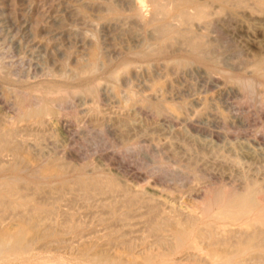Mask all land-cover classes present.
Listing matches in <instances>:
<instances>
[{"label": "rangeland", "instance_id": "rangeland-1", "mask_svg": "<svg viewBox=\"0 0 264 264\" xmlns=\"http://www.w3.org/2000/svg\"><path fill=\"white\" fill-rule=\"evenodd\" d=\"M158 1L170 16H160L152 0H0V128L8 131L13 143L9 146L19 149L17 154L9 146L0 150V182L19 183L15 187L20 194L55 213L51 221L40 223L42 238L31 250L36 257L25 264L51 257L62 264L82 262L83 249L89 254L126 257L125 246L106 233L113 223L115 232L131 242L137 260L150 253L157 260L206 264L199 254L192 255L187 243L170 251L171 231L163 228L148 234L147 223L159 215H172L174 209L179 218L191 211L198 217L197 225L205 220L206 224L215 220L211 214L221 208L216 201L219 194H241L252 185L258 188V203L264 205V67L255 69V60L264 55V4L257 0L236 7L215 0L182 2L189 14L197 8L208 11L206 17L185 23L175 14L171 0ZM182 29L196 37L202 34V40L210 42L207 49L196 52L183 44L176 34ZM169 35L174 37L168 39ZM92 46L97 47L98 63L88 71ZM207 52L211 57H205ZM157 83H162L161 90ZM136 98H141L140 103ZM43 105L49 109L40 117L26 115ZM19 154L21 159L15 157ZM85 178L112 180L114 189L107 190L109 196L106 191L97 192L99 197L95 192L87 194L89 199L75 182ZM124 189L131 195L138 193L133 194L139 200L134 204L135 197L132 206L121 202ZM57 192L62 195L57 197ZM105 199L115 202L112 215L99 206H107ZM122 209L128 211L123 215L129 222L120 217ZM6 212L0 227L13 229L17 218ZM64 214L72 216L66 215L76 228L63 229ZM240 221L229 227H238ZM113 226L109 229L114 231ZM74 233L84 234L82 240ZM157 234L164 236L163 243H157ZM52 260L46 263L53 264Z\"/></svg>", "mask_w": 264, "mask_h": 264}, {"label": "bare ground", "instance_id": "bare-ground-1", "mask_svg": "<svg viewBox=\"0 0 264 264\" xmlns=\"http://www.w3.org/2000/svg\"><path fill=\"white\" fill-rule=\"evenodd\" d=\"M135 2L137 1V0H134ZM165 1V0H164ZM167 1V0H166ZM173 3H174V5H175V14H177L178 16H179V18L183 21V22H185V23H188L189 21H191V20H193L194 19V21H196L195 19H202V18H204V17H206L207 16V14L206 13H208V11L205 13V9H199V8H197V10H196V12L193 14V13H191V14H189L188 12L189 11H187L185 8H183V5H184V3H191L192 2V0H171ZM215 1H217V2H219L220 4H222V5H231V4H233V5H235V7L237 6V5H240V4H244L245 2H246V0H215ZM254 1V0H253ZM132 2V4H133V1H131ZM152 2L154 3V5L156 6L155 8H156V10L158 11V13H161V15L160 16H162V14H164V15H168V13H169V11H167V7L164 5V4H162L161 5V3H159V2H161V1H158V0H152ZM162 2H163V0H162ZM167 2H169V1H167ZM182 2H184L183 4H182ZM210 2H213V1H210ZM257 2H261V4H264L263 2H264V0H257V1H255V3H257ZM137 3V2H136ZM170 3V2H169ZM172 3V4H173ZM192 3H194V1L192 2ZM216 3V2H215ZM152 4V3H151ZM196 4V3H195ZM260 4V3H259ZM142 5V4H141ZM165 7H164V6ZM173 5V6H174ZM198 5V4H197ZM197 5H196V7H197ZM216 5V4H215ZM195 6V5H194ZM204 6H205V4H204ZM240 6H243V5H240ZM136 9L138 10V11H140L141 10V6H139V5H137L136 4ZM141 7V8H140ZM184 7H185V5H184ZM200 7V6H199ZM169 8L170 7H168V10H169ZM172 8V7H171ZM194 8V7H193ZM204 8V7H203ZM207 8V7H206ZM220 8V7H219ZM230 8V7H229ZM191 9V8H190ZM217 9V8H216ZM220 9H222V8H220ZM234 9V8H233ZM110 10H112V9H110ZM187 12H186V11ZM211 10V9H210ZM227 10V9H226ZM112 11H114V10H112ZM133 11V10H132ZM137 11V12H138ZM171 11V10H170ZM194 11V10H193ZM218 11H219V9H218ZM220 11H222V10H220ZM230 11V10H229ZM135 12H136V10H135ZM217 12V11H216ZM84 13H86V12H84ZM141 13V12H140ZM143 13H141V15H139V17L140 16H143L142 15ZM170 14H172V13H169V16H170ZM205 14H206V16H205ZM214 14V13H213ZM87 16H88V14H86ZM163 15V16H164ZM174 15V14H173ZM172 15V16H173ZM137 16V15H136ZM138 17V16H137ZM138 17V18H139ZM165 17V16H164ZM84 18V17H83ZM143 18V17H142ZM161 18V17H160ZM159 18V19H160ZM169 18V17H168ZM178 18V17H177ZM113 19V18H112ZM141 19V18H140ZM158 19V18H157ZM107 20V19H106ZM139 20V19H138ZM142 20V19H141ZM167 20V19H166ZM198 20H197V22H198ZM181 21V22H182ZM210 21V20H209ZM138 22V21H137ZM142 22V21H141ZM160 24H162V23H160ZM183 24V23H182ZM198 24V23H197ZM190 25V24H189ZM189 25L187 26V28H189ZM196 25V24H195ZM158 26H160V25H158ZM163 26V25H162ZM166 26V25H165ZM186 26V25H185ZM192 27V26H191ZM162 28V27H161ZM164 28V27H163ZM167 28V27H166ZM165 28V29H166ZM165 29H163V31L162 32H164V30ZM128 30V29H127ZM167 30V29H166ZM174 30V29H173ZM189 30H191V29H189ZM188 30V31H189ZM168 31H170L169 29H168ZM167 31V32H168ZM128 32V31H127ZM161 32V31H160ZM166 32V31H165ZM131 34V33H130ZM170 34V33H169ZM176 34H178L180 37L178 38V39H180V40H182V41H184V43L183 44H186L187 45V47H189L192 51H196V52H198L199 50L200 51H202L204 48H206L207 49V47L205 46L206 45V42H207V40H202V38H201V36H202V34H201V36L199 37H196L195 36V34L194 35H192L191 34V31L190 32H187V31H183V29H182V31L180 30V32H176ZM166 35V34H165ZM165 35H164V37H165ZM173 35V34H172ZM170 36L169 35V37H168V39L170 38V37H174V36ZM196 35H197V33H196ZM199 35V34H198ZM128 36H130L129 34H128ZM167 36V35H166ZM162 37H163V35H162ZM176 37V36H175ZM204 37V36H203ZM85 38V37H84ZM129 39V38H128ZM149 39V38H148ZM164 39V38H163ZM171 39H173V38H171ZM207 39V38H206ZM135 40V39H134ZM150 40V39H149ZM165 40V39H164ZM175 41H177V39L175 40ZM210 41V40H209ZM165 42V41H164ZM93 43V42H92ZM174 43V42H173ZM179 43V42H178ZM207 43H210V42H207ZM94 44V43H93ZM175 44V43H174ZM97 46V45H96ZM95 46V48H94V46H92L93 47V49L92 50H94V49H96L97 47ZM183 47V46H182ZM212 47H214L213 46V44H212V46H211V48ZM186 48V47H185ZM146 49V48H145ZM209 49H210V47H209ZM213 49V48H212ZM215 49H216V47H215ZM91 49H89V53L92 51H90ZM97 50V49H96ZM147 50V49H146ZM145 50V51H146ZM152 50V49H151ZM182 50V49H181ZM188 50V49H187ZM98 51V50H97ZM148 52H149V50H147ZM94 52H96L95 50L94 51H92L91 53H90V58H89V56H88V61L86 60V62L88 63L87 65V67L86 68H88V71H89V69L90 70H92L94 67H95V64H97L98 62H96V58L97 57H95L96 55V53H98V52H96V53H94ZM139 52H141V50L139 51ZM190 52V51H189ZM195 52V53H196ZM204 52V51H203ZM208 52H210L211 53V51H208ZM207 52V53H208ZM143 53H144V51H143ZM210 53H208V55H206L205 57L206 58H208V57H211L212 56V53H211V56H209L210 55ZM99 54V53H98ZM98 54H97V56H98ZM135 54H138V52H136L135 51ZM141 54V53H140ZM140 54H138V55H140ZM144 54H147V53H144ZM151 54V53H150ZM156 54H158V53H156ZM199 54V53H198ZM200 54H202L201 52H200ZM204 54H205V52H204ZM89 55V54H88ZM193 55H196V54H193ZM142 56V55H141ZM149 56V55H148ZM201 56H203V55H201ZM208 56V57H207ZM103 57V56H102ZM216 57V56H215ZM98 58H99V56H98ZM210 59H214V58H210ZM209 59V60H210ZM256 59V58H255ZM182 60V59H181ZM211 60V61H212ZM256 62H255V69L256 70H258L259 68H262V67H264V55H263V57H259L258 59H256L255 60ZM81 62V61H80ZM169 62V61H168ZM167 62V63H168ZM177 63V62H176ZM213 63V62H212ZM85 64V63H84ZM83 64V65H84ZM178 64V63H177ZM82 65V64H81ZM80 65V66H81ZM125 65H128V64H125ZM132 65V64H131ZM144 65V64H143ZM213 65V64H212ZM84 66H86V65H84ZM97 66V65H96ZM82 67V66H81ZM80 67V68H81ZM123 68V67H122ZM138 68V67H137ZM120 69V68H119ZM78 70V69H77ZM81 70V69H80ZM83 70H85V69H83ZM113 70H115V69H113ZM203 70V69H202ZM86 71V70H85ZM126 71V70H125ZM77 72V71H76ZM83 72V71H82ZM94 72V71H93ZM116 72V71H115ZM114 71L112 72L113 74L115 73ZM120 72V71H119ZM119 72H116V73H118L119 74ZM63 73V72H62ZM61 73V74H62ZM79 73H80V71H79ZM115 73V74H116ZM123 73V72H122ZM263 73H264V71H263ZM112 74V75H113ZM117 74V75H118ZM110 75H111V73H110ZM115 77V76H114ZM114 77H112V78H114ZM119 77V76H118ZM264 77V76H263ZM109 78L111 79V77L109 76ZM113 79H111V81H112ZM115 80V79H114ZM80 82V81H79ZM156 82V81H155ZM152 83H154V81H152ZM151 83V84H152ZM159 83V82H158ZM158 83H157V85H158ZM48 84V83H47ZM97 84V83H96ZM161 85H162V83H160ZM160 84L158 85V86H160ZM152 85H154V84H152ZM156 85V84H155ZM156 85V86H157ZM47 86V85H46ZM164 86V85H163ZM89 88L91 87V85L90 86H88ZM148 87V86H147ZM151 87V86H150ZM48 88V87H47ZM157 88V87H156ZM160 88V90H161V86L159 87ZM91 89V88H90ZM148 89H149V87H148ZM150 89H152V88H150ZM158 89V88H157ZM156 90V89H155ZM159 90V91H160ZM88 91H89V89H88ZM90 91H93L92 89L90 90ZM147 91V90H146ZM130 92V91H129ZM156 92H158V91H156ZM155 92V93H156ZM10 93V92H9ZM150 93H152L151 91H150ZM131 94V93H130ZM157 94V93H156ZM13 95V94H12ZM132 95V96H131ZM131 95H129L130 97V99H131V97H133V95L134 94H131ZM142 95V94H141ZM152 95V94H151ZM160 95V94H159ZM45 96V95H44ZM13 97V96H12ZM136 97V96H135ZM149 97V96H148ZM148 97H146V99L148 98ZM135 99V98H134ZM125 100V99H124ZM136 100H137V98H136ZM142 100L143 101H145L146 102V100H144L143 98H142ZM41 101V100H40ZM137 101H139V103H140V101H141V98H139V100H137ZM123 102H125V101H123ZM131 102H132V100H131ZM40 103V102H39ZM129 103V102H128ZM134 103V102H133ZM133 103H131V104H133ZM136 103V102H135ZM143 103V102H142ZM147 103V102H146ZM145 103V104H146ZM44 104V103H43ZM45 104H46V102H45ZM48 105V104H47ZM155 105V104H154ZM165 105V104H164ZM130 106V105H129ZM149 106H150V103H149ZM40 107V106H39ZM43 108L41 109V108H37V107H35V108H37V109H35L34 108V110H29V111H25L26 112V115H31V116H39V115H43V113L44 112H46V111H48V107H45L44 105L42 106ZM152 107V106H151ZM155 107V106H154ZM175 107V106H174ZM156 108H158V109H161L160 107H156ZM155 108V109H156ZM167 108H168V105H167ZM166 108V109H167ZM157 109V110H158ZM172 109H173V107H169V110L170 111H172ZM90 110V109H89ZM173 110H175V108L173 109ZM159 111V110H158ZM168 111V110H167ZM169 112V111H168ZM176 112L177 111H175V115H177L176 114ZM21 113V112H20ZM156 113V112H155ZM170 113V112H169ZM172 113H174V111L172 112ZM178 113V112H177ZM25 115V116H26ZM98 115V114H97ZM174 115V114H173ZM22 116V115H21ZM24 117V116H23ZM40 117V116H39ZM38 117V118H39ZM103 117V116H102ZM42 118V117H41ZM44 118V117H43ZM39 120H40V118H39ZM38 120V121H39ZM37 121V122H38ZM34 122H35V120H34ZM42 123V122H41ZM3 127V126H2ZM2 127L0 128V150L1 149H3V151L5 150V148H7V146H9V143H10V141H12V140H10V138H9V134H8V131L7 130H5L4 128L2 129ZM11 130V129H10ZM12 133V132H11ZM14 142V141H13ZM12 143V142H11ZM10 143V144H11ZM13 144V143H12ZM20 146V145H19ZM9 148H10V150H11V148L14 150V152H16V151H19V149L17 148V146L16 145H13L12 147L11 146H9ZM18 149V150H17ZM8 150V149H7ZM9 150V151H10ZM22 151V150H21ZM11 152V151H10ZM18 153H20V152H18ZM15 154H17V152L15 153ZM14 155V154H13ZM20 156V154L17 156H15L16 158L17 157H19ZM23 156V155H22ZM24 157H25V155H24ZM20 158V157H19ZM21 159V158H20ZM19 159V160H20ZM26 159V158H25ZM16 160V159H15ZM18 160V159H17ZM16 160V161H17ZM22 160H23V158H22ZM29 160V159H28ZM26 161V160H25ZM51 161H53V160H51ZM22 163H25V162H23L22 161ZM50 163V162H49ZM54 163V162H53ZM15 164V163H14ZM17 164V163H16ZM55 165H56V162H55ZM58 165V164H57ZM1 166V165H0ZM50 166V165H49ZM59 166V165H58ZM60 166H62V165H60ZM59 166V167H60ZM16 167V166H15ZM26 167V166H25ZM47 167V166H46ZM51 167H53V169H54V165L52 164L51 165ZM59 167H58V169H59ZM63 167V166H62ZM62 167H60V168H62ZM3 168V167H2ZM13 168V167H12ZM11 168V169H12ZM15 169V168H14ZM18 169V168H17ZM52 169V168H51ZM55 169H57V167L55 166ZM54 169V170H55ZM65 169V168H64ZM0 170H2V169H0ZM13 170V169H12ZM20 170V169H19ZM18 170V171H19ZM50 170V169H49ZM17 171V170H16ZM51 171H53V170H51ZM57 170H55V172H56ZM54 172V171H53ZM59 172V171H58ZM41 173V172H40ZM46 173V172H45ZM47 174V173H46ZM51 174H52V172H51ZM61 174H62V172H61ZM14 175V174H13ZM48 175V174H47ZM50 175V174H49ZM58 176H59V174H57ZM52 175H50V177H51ZM86 176V175H85ZM84 176V177H85ZM10 177H13L12 175H10ZM78 177V176H77ZM90 177V176H89ZM92 177V176H91ZM16 175H15V180H16ZM108 178V177H107ZM106 178V179H107ZM18 179V178H17ZM22 179V178H21ZM112 179V178H111ZM26 180V179H25ZM61 180H63V179H61ZM77 181H75L76 182V186L78 187V188H80V190H83L84 191V193H86L85 195L88 197L90 194H92V193H94V194H96L97 192H102V191H106V193H107V190H109L110 192H112V189H114V184H113V182H112V180H106V182H105V180H104V182L102 181V180H100V178L99 179H94V178H90V179H84V180H80V179H76ZM13 181V180H12ZM12 181H1L0 182V211H1V214H0V224L2 223V221H4V217L2 216V214L4 215V213H5V211H7L9 214L10 213H13V214H11L12 216H16V218H17V220H16V227L15 228H13V229H8L7 227H4V226H2V227H0V264H14L15 262H20V263H18V264H23L24 262L25 263H27V261L29 262L30 260H32V258L33 257H36L33 253H31V250H32V245H33V243L34 242H37V240H39V239H41L42 238V235L40 234V232L38 231V227L40 226V223L42 222V221H45L46 222V220H50L51 221V219H52V214L54 215L55 213H53L54 211L53 210H51L50 208V210L49 209H47V208H44L43 206H41L40 205V203H38L36 200H34V199H32V198H29V197H27L26 195H24V194H20L19 192H20V189L19 188H17L18 190H19V192H18V190L16 189V185H18L19 183V181L18 182H16V183H18V184H14ZM67 181V180H66ZM71 181H72V179H71ZM71 181H69V183L68 184H70L71 185ZM29 182V181H28ZM64 182V181H63ZM66 184V183H65ZM74 184V183H73ZM72 184V185H73ZM116 184V183H115ZM67 185V184H66ZM70 185H69V187H70ZM256 185V184H255ZM68 186V185H67ZM75 185L74 186H72V187H76ZM18 187H19V185H18ZM21 187H23L24 188V185L22 186L21 185ZM20 187V188H21ZM61 187V186H60ZM119 187H121V186H119ZM54 188V187H53ZM62 188H63V186H62ZM68 188V187H67ZM66 188V189H67ZM72 189V188H71ZM77 189V188H76ZM122 189H123V187H122ZM57 190V189H56ZM59 190V189H58ZM70 190V189H69ZM79 190V193L81 194V191ZM127 190V189H126ZM125 189L123 190V192H125L126 191ZM22 191V190H21ZM36 191H38V190H36ZM55 191V190H54ZM62 191H64V190H62ZM78 191V190H77ZM82 191V192H83ZM128 191V190H127ZM125 192V194H123L125 197L123 198V200L121 201V202H123V205L125 206V207H129V205H131V203L134 201V199H135V197L136 196H134V195H138V193H136V192H134L132 195H131V193L130 194H128V192ZM23 192H25V190L23 191ZM22 192V193H23ZM43 192V191H42ZM53 192V191H52ZM109 192V193H110ZM119 192V191H118ZM258 192V188L256 187V186H254V185H252V186H249V187H246V189H245V191H244V193H241V194H232V195H229V196H226V195H222L221 196V194H219L218 195V198L216 197V201H217V199H218V202H219V205L221 206V208L219 209L218 207V210L216 211V212H214L213 214H211V213H209V214H211V217H213V218H211L212 220L213 219H215V220H213V221H209V222H211V223H206V224H204L205 223V221H204V223H203V221H201L200 223H203V224H199V225H197V218L198 217H196L191 211H189V212H185V214L184 213H182L183 215H185L183 218L181 217V218H179V217H177L176 216V213L174 214V212H175V210L173 209V214L171 215V214H164V215H159V214H156V215H159L157 218L156 217H153V218H156V220L154 221H152L151 220V222L149 221V223H147V224H149V226H148V228H149V231H147L148 230V228H146V233H148L149 234V232H157V231H159L160 229H169L170 231H171V236H173V237H171V238H173V244L171 243V247H170V251H176L177 250V248L178 247H180V245H182V244H185V243H187V245H188V248L190 249V252L192 253V255H196V254H199L198 256L202 259H204V263H205V261H206V264H230L231 262H233V260L235 261V263L236 264H264V252H261V249L263 250V248H264V205L263 204H260V203H258V200L256 199V193ZM63 193V192H62ZM99 193H97L98 194V197H99ZM105 193V194H106ZM33 194V193H32ZM57 194H58V192H57ZM87 194H89V195H87ZM103 194H104V192H103ZM108 194V193H107ZM106 194V195H107ZM111 194V193H110ZM110 194H108V196L110 195ZM113 194V193H112ZM116 193H114V195H115ZM118 194V193H117ZM31 195V194H30ZM38 195V194H37ZM41 195H42V193H41ZM56 195V194H55ZM59 195H62V194H58V195H56L57 197L59 196ZM81 195H83V193L81 194ZM80 195V196H81ZM122 195V196H123ZM216 195V194H215ZM55 196V197H56ZM86 196H85V198H86ZM92 196V195H91ZM112 196V195H111ZM110 196V197H111ZM217 196V195H216ZM224 196H226V197H224ZM38 197V196H37ZM63 197V196H62ZM62 197H61V199H62ZM84 197V196H83ZM101 197H102V195H101ZM103 197H104V195H103ZM121 197V196H120ZM138 197V196H137ZM136 197V198H137ZM141 197V196H140ZM139 197V198H140ZM40 198H41V196H40ZM72 198V197H71ZM81 198H82V196H81ZM85 198H83L84 200H86ZM94 198V197H93ZM109 198V197H108ZM107 198V199H108ZM45 199V198H44ZM44 199H42V200H44ZM57 199V198H56ZM89 199H90V196H89ZM100 199V198H99ZM107 199H105V201L107 200ZM110 199V198H109ZM112 199V198H111ZM155 199H157L158 200V198H155ZM154 199V201H156ZM114 200H115V197H114ZM120 200L121 199H118L117 200V203H116V205L118 204V201L120 202ZM139 199L137 198V200H135V202H133L134 204L136 203V201H138ZM150 200V199H149ZM54 201V200H53ZM91 201V200H90ZM40 202H42V201H40ZM71 202V201H70ZM103 202V201H102ZM102 202H100L99 204H101ZM107 202V204L105 203V202H103V203H105L107 206H105L103 203V205L104 206H101V205H99L100 207H107L106 208V210H107V212L109 211V213H111V215H112V212H113V210L115 209L114 208V203H112L113 202V200L111 201V203L110 202H108V201H106ZM158 202V201H157ZM156 202V205L157 204H159V203H157ZM165 202V201H164ZM217 202V203H218ZM109 203V204H108ZM133 203H132V205H133ZM143 203H144V201H143ZM146 203V202H145ZM152 203H153V201H152ZM47 204V203H46ZM114 204V205H113ZM147 204V203H146ZM43 205H45V204H43ZM94 205H97V204H94ZM120 205H121V203H120ZM123 205H121V206H123ZM131 205V206H132ZM140 205H142V204H140ZM148 205V204H147ZM146 205V206H147ZM91 206V205H90ZM117 206H119V205H117ZM117 206H115L116 208H117ZM121 206H119V208L121 207ZM145 206V205H144ZM154 206V205H153ZM99 207V208H100ZM148 207H150V206H148ZM151 207H152V204H151ZM151 207H150V209H151ZM155 207V206H154ZM153 207V208H154ZM158 207V206H157ZM192 207V206H191ZM55 208H56V206H55ZM140 208V207H139ZM145 208V207H144ZM159 208V207H158ZM172 208V207H171ZM203 208V207H202ZM54 209V208H53ZM58 209V208H57ZM57 209H55V210H57ZM100 209H102V208H100ZM105 209V208H104ZM150 209L148 210V211H150ZM157 209V208H156ZM160 209V208H159ZM213 209V208H212ZM105 210V211H106ZM117 210V209H116ZM116 210H115V212H116ZM123 210V209H122ZM126 210H129V209H126ZM146 210V211H147ZM193 210V209H192ZM210 210V209H209ZM51 211H53V212H51ZM153 211H155V210H153ZM157 211V210H156ZM203 211V210H202ZM7 212H6V216H7ZM56 212V211H55ZM59 212V211H58ZM102 212V211H101ZM122 212V215H123V212H125V210H123V211H121ZM127 213H128V211H126ZM125 212V213H126ZM130 212V211H129ZM132 212V211H131ZM204 212V211H203ZM67 213V212H66ZM106 213V212H105ZM124 213V214H125ZM126 213V214H127ZM153 213V212H152ZM161 213V212H160ZM172 213V212H171ZM180 213V212H179ZM178 213V214H179ZM207 213V212H206ZM57 214V213H56ZM114 214V213H113ZM119 214V213H118ZM125 214V215H126ZM129 214V213H128ZM127 214V215H128ZM151 214V212L149 213V215ZM155 214V213H154ZM181 214V215H182ZM205 214V213H204ZM61 215H63V214H60V216ZM65 215V214H64ZM67 216H70V215H68V214H66ZM66 215L64 216V217H66ZM98 215H100V214H98ZM122 215L120 216L121 218H123L124 220L127 218V215L126 216H124L123 215V217H122ZM201 215H203V214H201ZM57 216V215H56ZM109 216H110V214H109ZM115 217H116V213H115V215H114ZM178 216H180V215H178ZM208 216L209 215H205V218L207 217L208 218ZM9 217V216H8ZM70 217H72V216H70ZM114 217V218H115ZM124 217H126V218H124ZM210 217V216H209ZM6 218V217H5ZM12 218V217H11ZM63 218V217H62ZM74 218V217H73ZM100 218V217H99ZM110 218L112 219V217L110 216ZM13 219V218H12ZM55 219V218H54ZM60 219V218H59ZM66 220H64L63 222H61L62 223V225L61 226H63V229H73V228H76V225L75 224H73L72 222L73 221H70L69 219L67 220V217L65 218ZM117 219V218H116ZM56 220V219H55ZM63 220V219H62ZM73 220V219H72ZM104 220V219H103ZM115 220V219H114ZM118 220H120V218L118 219ZM118 220H117V222H118ZM147 220V219H146ZM145 220V221H146ZM203 220V219H202ZM209 220V219H208ZM217 220V221H216ZM220 220V221H219ZM240 222H242L238 227L236 226V227H234V228H232V227H229V223L231 224H233V222H238L239 223V221ZM57 221V220H56ZM77 221V220H76ZM102 221V220H101ZM126 221H128L129 222V219L127 220L126 219ZM125 221V222H126ZM53 222H54V220H53ZM120 222V221H119ZM122 222H124V221H122ZM12 223V222H11ZM55 223V222H54ZM53 223V224H54ZM60 223V224H61ZM105 223V222H104ZM108 223V222H107ZM106 223V224H107ZM109 223H113V222H110L109 221ZM198 223H199V221H198ZM13 224V223H12ZM105 224V225H106ZM114 224V223H113ZM113 224H111L110 226L112 227L113 226ZM47 225H49V224H47ZM108 225L109 224H107V226H105V227H108ZM127 225V224H126ZM202 225V226H201ZM51 226V225H50ZM61 226H60V229H59V231L61 230ZM79 226H81V225H79ZM233 226V225H232ZM111 227H108L107 228V235H108V237H110L112 240H113V242L115 241L116 243L118 242V244L120 243V245L122 246V245H124L125 246V249L127 250V255H126V257H122L121 255L122 254H117L116 253V255H114V256H112V257H110L108 254H106V253H93V254H89L88 252H89V250H88V252H86V250H82V252H81V257H79L80 259H82V262H78V260H74V261H72L71 262V264H83L84 263V261L85 262H87V263H90V264H178L176 261H174V260H172V258L171 259H165V258H162V257H160L158 260H157V258H155L154 256H152L150 253H148V254H145L143 257H142V259L141 260H139V258H138V260L135 258V256L134 255H132L131 254V249H134L133 247H132V244H131V242H129V241H127V240H125L126 238L123 236V234H118V233H116L115 231H116V229L114 228V226H113V228L115 229L114 231L112 230V229H109V228H111ZM46 228V227H45ZM53 228V227H52ZM81 228V227H80ZM47 229V228H46ZM48 229H49V227H48ZM55 229V228H54ZM53 229V230H54ZM42 230V229H41ZM44 230V229H43ZM58 230V229H57ZM81 230V229H80ZM79 230V231H80ZM168 230V232H170ZM64 231V230H63ZM119 231V230H118ZM161 231V230H160ZM166 231V230H165ZM53 232V231H52ZM81 232H84V231H81ZM154 233V234H155ZM158 233V232H157ZM162 234H163V230H162V232H161ZM160 233V234H161ZM76 233H74V235H75ZM84 234H85V232H84ZM84 234H82V233H79V234H77V235H75V238L77 239V240H82V238H83V235ZM87 234V233H86ZM161 234V235H162ZM167 234V233H166ZM166 234H163V235H165L166 236ZM53 235V234H52ZM88 235V234H87ZM106 235V236H107ZM125 235V234H124ZM150 235H151V233H150ZM156 235V234H155ZM157 235H159V234H157ZM161 235H159L160 237H158L157 236V238H156V241H157V243H163L164 242V240H163V238H164V236H163V238H162V236ZM56 236V235H55ZM149 236V235H148ZM154 235H151V237H153ZM168 236V235H167ZM57 238H59V237H57ZM168 238V237H167ZM144 239V238H143ZM146 239V238H145ZM153 239V238H152ZM47 240H48V238H47ZM51 240V239H50ZM60 240V239H59ZM72 240V239H71ZM107 240H108V238H107ZM61 241V240H60ZM70 241V240H69ZM155 240H153L152 242H154ZM155 241V242H156ZM166 241V240H165ZM169 241V243H170V240L168 239L166 242H168ZM59 242V241H58ZM66 242H67V240H66ZM112 242V241H111ZM142 242V241H141ZM154 242V243H155ZM107 243V242H106ZM67 244H69V242L67 243ZM71 244V243H70ZM75 244V243H74ZM89 245V244H88ZM109 245V244H108ZM162 245V244H161ZM167 245V244H166ZM69 246V245H68ZM157 245H155V247H156ZM70 247V246H69ZM105 247V246H104ZM103 247V249H105ZM144 247H145V245H144ZM162 247H164V245H162ZM88 248V247H87ZM90 248V247H89ZM149 248V247H148ZM148 248H147V250H148ZM91 249V248H90ZM98 249V248H97ZM108 249V248H107ZM142 249V248H141ZM161 249H163V248H161ZM33 250H34V248H33ZM99 250V249H98ZM143 250H144V248H143ZM169 250V249H168ZM107 251V250H106ZM118 251V250H117ZM122 251V250H121ZM145 251V250H144ZM152 251V250H151ZM155 251H157V250H155ZM159 251H160V249H159ZM79 252V251H78ZM102 252V251H101ZM137 252H140V249H139V251L137 250ZM149 252H150V250H149ZM167 252V251H166ZM190 252H188V253H190ZM80 253V252H79ZM107 253H109V252H107ZM115 253V252H114ZM125 253V252H124ZM133 253V252H132ZM144 253V252H143ZM146 253V252H145ZM162 253V252H161ZM179 253H180V251H179ZM202 253V254H201ZM140 255H143L142 253L140 254ZM187 255V254H186ZM191 255V256H192ZM51 256V255H50ZM190 256V257H191ZM137 257V256H136ZM172 257V256H171ZM188 257V256H187ZM193 257V256H192ZM39 258V257H38ZM52 258V257H51ZM50 258V261H42V260H40V261H38V264H47L46 262H51V259ZM53 258H56V257H53ZM174 258V257H173ZM179 258V257H178ZM186 258V257H185ZM198 258V257H197ZM176 259V258H175ZM184 259V258H183ZM182 259V260H183ZM196 259V258H195ZM251 259V260H250ZM62 260V259H61ZM67 260V259H66ZM157 260V261H156ZM191 260V259H190ZM254 260H256V261H254ZM52 261H54V260H52ZM69 261V260H68ZM71 261V260H70ZM31 262H33V261H31ZM64 262V261H63ZM179 262H181V261H179ZM191 262V261H190ZM24 263V264H25ZM30 263V262H29ZM28 263V264H29ZM36 263V262H35ZM48 263V264H49ZM53 263V262H52ZM186 263V262H185ZM188 263V262H187ZM34 264V263H33ZM37 264V263H36ZM53 264H62L58 259L57 260H55L54 261V263ZM182 264V263H181ZM197 264V263H196Z\"/></svg>", "mask_w": 264, "mask_h": 264}]
</instances>
